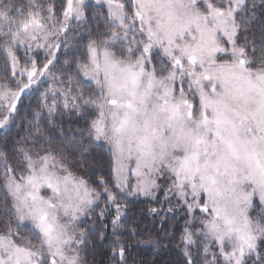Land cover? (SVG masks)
Segmentation results:
<instances>
[{
  "label": "snow or ice",
  "instance_id": "obj_1",
  "mask_svg": "<svg viewBox=\"0 0 264 264\" xmlns=\"http://www.w3.org/2000/svg\"><path fill=\"white\" fill-rule=\"evenodd\" d=\"M141 246L264 264V0H0V264Z\"/></svg>",
  "mask_w": 264,
  "mask_h": 264
},
{
  "label": "trees",
  "instance_id": "obj_2",
  "mask_svg": "<svg viewBox=\"0 0 264 264\" xmlns=\"http://www.w3.org/2000/svg\"><path fill=\"white\" fill-rule=\"evenodd\" d=\"M141 206H143V202H141ZM106 250L104 249V251ZM94 255L99 264H106V257L103 255V252L98 250ZM134 257L139 264H175L179 259L177 250L175 249L168 251L165 249H155L151 246L137 248L134 251Z\"/></svg>",
  "mask_w": 264,
  "mask_h": 264
}]
</instances>
